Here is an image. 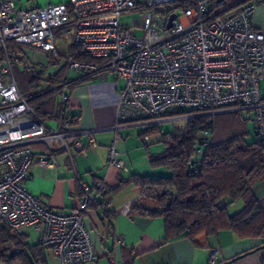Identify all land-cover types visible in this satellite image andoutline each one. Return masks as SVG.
<instances>
[{"label": "built area", "instance_id": "built-area-1", "mask_svg": "<svg viewBox=\"0 0 264 264\" xmlns=\"http://www.w3.org/2000/svg\"><path fill=\"white\" fill-rule=\"evenodd\" d=\"M243 1L67 0L17 9L12 0H0V226L31 228L59 264L98 260L86 222L95 196L86 184H80L76 210L68 213L43 207L25 188L35 159L33 145L64 153L73 166L75 154L86 157L96 145L93 131L73 128L65 88L57 92L65 120L56 129L35 114L15 83L10 44L51 56L63 31L70 46L96 61L68 58V70L123 82L108 146V166L122 172L127 169L117 152L120 124H145L177 110L185 114L174 117L184 122L240 112L264 135V32L251 25L255 5ZM133 13L141 14L140 24L123 19ZM202 138L209 143L207 132ZM36 163L42 169L57 166L50 155H39ZM94 187L103 189V184L98 181ZM208 264H218L216 250L209 252Z\"/></svg>", "mask_w": 264, "mask_h": 264}, {"label": "crops", "instance_id": "crops-1", "mask_svg": "<svg viewBox=\"0 0 264 264\" xmlns=\"http://www.w3.org/2000/svg\"><path fill=\"white\" fill-rule=\"evenodd\" d=\"M12 1L17 9H29L61 4L67 0ZM249 3L255 5L251 15L252 27L264 32V0H251ZM21 52V47L9 48L13 77L15 72L19 74L17 68L21 66L18 63L23 61L19 55ZM81 75L76 73L73 78H70V74L64 75L62 80L66 83L62 84L66 85L65 92L70 97L68 110L74 117L73 128L93 131L96 145L86 157L75 154L73 166L64 153H49L44 146L33 145L35 159L28 170L25 188L43 207L64 213L76 210L81 197V183L90 188L95 196V204L86 213V222L98 260L87 264H208L211 250H216L218 264H264V239L239 237L231 230H222L210 236L201 234L195 238L194 243L187 239L165 242L162 218L129 214L130 208L140 199V190L132 183L122 184L105 197L96 195L94 184L98 181L106 189H112L131 175L158 177L167 176L169 172H162L149 165L148 157L154 154L147 146L149 139L145 141L139 136L140 124L135 123L120 124L118 128L121 140L117 143V152L127 170L119 172L108 166V146L114 137L112 128L123 82L109 76L106 79L93 78L81 85H68ZM14 80L21 93L15 77ZM40 93L43 92L37 95ZM261 94L264 97V84L261 86ZM52 101L54 111L61 105L60 96L55 94ZM41 120L45 123L56 122L51 118ZM80 141L83 145L87 143L85 137H81ZM39 155L54 157L57 166L42 169L36 163ZM252 194L264 206V180L253 186ZM233 207L236 208L231 213L229 209ZM242 207L243 202L237 201L228 208V212L235 214ZM48 263L59 264L49 256Z\"/></svg>", "mask_w": 264, "mask_h": 264}, {"label": "trees", "instance_id": "trees-1", "mask_svg": "<svg viewBox=\"0 0 264 264\" xmlns=\"http://www.w3.org/2000/svg\"><path fill=\"white\" fill-rule=\"evenodd\" d=\"M12 46L10 44L9 48ZM47 57L56 61L62 56L54 49ZM68 58L81 63H96L70 45L64 59ZM24 73L19 74L22 76ZM62 79L61 75L50 77L48 82L51 87L29 98L40 119L51 118L58 123L65 120L61 105L54 111L52 108L53 96L66 86L62 84L66 83ZM92 79L91 75L82 74L68 85H81ZM39 81L40 76L33 77L29 88H36ZM184 114L177 110L165 119ZM205 132L209 134L208 144L203 142ZM251 134L254 140L247 142ZM139 136L148 137L147 132L142 131ZM163 143V152L150 154L148 161L152 168H163L169 175H131L112 189L103 185V189L95 190L96 195L105 197L122 184L132 183L139 188L140 199L130 208L129 214L162 218L165 242L187 239L194 243L201 234L216 235L222 230H231L239 237L264 239V206L252 194L253 186L264 180V135L261 136L251 121L244 119L240 112L219 113L212 117L194 116L177 128L173 135L164 137ZM102 191L105 192L102 194ZM239 200L243 202V207L235 214H229L228 208ZM94 204L95 201L91 207ZM0 264L49 263L47 251L38 238L36 242H30L23 229L2 225Z\"/></svg>", "mask_w": 264, "mask_h": 264}, {"label": "rangeland", "instance_id": "rangeland-1", "mask_svg": "<svg viewBox=\"0 0 264 264\" xmlns=\"http://www.w3.org/2000/svg\"><path fill=\"white\" fill-rule=\"evenodd\" d=\"M141 14L139 13H133L129 16H126L125 20H136L132 22L131 24H140ZM139 19V20H138ZM136 35H141L140 30H135ZM70 43V37L69 35L65 34L63 31H61L55 40V49H57V52L63 57L58 58L56 61H51L45 55L43 52L39 50H35L28 47H21L23 52L22 54H19L20 57L23 58V61L19 62L18 65H20V68L18 69L19 73L24 74H18L17 72L14 73V77L18 83V86L21 90V93L25 97H30L35 93L38 92H45L47 91L51 86L48 82L49 78L52 76L61 75L62 78L64 75H67V72L70 74V78L76 76V72L70 71L66 67V60L64 59L67 48L69 47ZM67 45V46H66ZM40 76V81L38 83V86L34 89L29 88V82L31 79L35 76ZM114 78V77H112ZM48 127L51 129L57 128V122H48L46 123ZM184 125L183 119L176 118V117H170L166 119H160V120H154L149 121L145 124H140V127H138V130H141L142 132H147L149 142L147 144L148 148L152 149L153 154H157L160 152H163L165 149V145L163 143V138L166 136H171L175 132L177 128H180ZM251 128V126H250ZM140 132V131H139ZM247 142H251L254 140L253 135H249L247 137ZM157 170H161L162 172H166L163 168H154ZM241 203V200L238 201ZM237 206V205H236ZM236 207L230 208L229 211L231 213H234L233 210H235ZM23 232H26L29 235L30 242H36L38 235L37 232L32 230L31 228L26 230L23 229Z\"/></svg>", "mask_w": 264, "mask_h": 264}, {"label": "water", "instance_id": "water-1", "mask_svg": "<svg viewBox=\"0 0 264 264\" xmlns=\"http://www.w3.org/2000/svg\"><path fill=\"white\" fill-rule=\"evenodd\" d=\"M173 19V16H170L169 21H171ZM170 25V23L168 24V26Z\"/></svg>", "mask_w": 264, "mask_h": 264}]
</instances>
